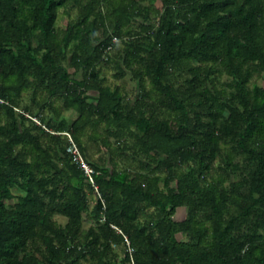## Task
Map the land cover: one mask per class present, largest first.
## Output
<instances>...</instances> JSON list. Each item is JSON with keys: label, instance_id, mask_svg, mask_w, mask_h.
Masks as SVG:
<instances>
[{"label": "trees", "instance_id": "obj_1", "mask_svg": "<svg viewBox=\"0 0 264 264\" xmlns=\"http://www.w3.org/2000/svg\"><path fill=\"white\" fill-rule=\"evenodd\" d=\"M159 1L153 18L138 0H0V264H264V84L248 86L254 75L264 80V0ZM70 2L77 18L58 31ZM136 18L144 22L133 31ZM119 41L115 76L128 71L143 89L148 79L169 117L147 116L99 78L98 62ZM68 52L81 78L63 64ZM171 69L185 73L181 84L169 82ZM214 71L230 77V92L216 87ZM29 90L45 98L18 110ZM51 98L75 119L46 120L44 107L60 117ZM32 117L69 131L87 159V126L139 124L142 135L130 133L153 154L135 172L88 159L100 197L84 230L85 186L94 191L65 138ZM221 155L223 173L208 179Z\"/></svg>", "mask_w": 264, "mask_h": 264}, {"label": "rangeland", "instance_id": "obj_2", "mask_svg": "<svg viewBox=\"0 0 264 264\" xmlns=\"http://www.w3.org/2000/svg\"><path fill=\"white\" fill-rule=\"evenodd\" d=\"M138 3L141 7H149L150 14L153 18L156 16V12L160 11L162 7L159 0H138ZM77 15L78 9L72 5V2L68 3L65 7H62L58 10L55 28L58 31L64 30L68 23L73 22L77 18ZM142 22H144L143 19L136 18L134 22L131 23L132 30L138 31L139 24ZM125 38L124 40H126ZM117 44L118 46H116L115 49H113L109 54L110 60H101L98 62L97 67L99 70V78L103 79L104 83L110 87H118L122 96L125 98V102L130 105L137 104V106H139L147 116L154 114L159 117H169L170 113L166 111V108L155 102L153 98L154 93L148 95V92L151 91V85L149 84L148 79L144 78L145 81L143 84V89L140 87L139 82L131 77V73L128 71L122 78L115 76L117 72V64L121 62L120 54L124 49V43L122 41ZM69 55L70 53L68 52L67 60H65L63 64L67 66L72 77L81 78L83 75V69L74 71L73 68L69 67ZM262 75L263 74L254 75L250 79L248 86L250 88H253L256 85L262 86L264 84ZM184 76L185 73L171 69L169 72V82L177 86L182 83V78ZM210 77L215 81L217 88L224 89L227 93L232 90L229 85L230 77L221 71H214ZM43 98H45V96L40 91L36 93V96L32 95L31 90L22 92L17 109L23 110L24 107H28L35 111L39 106V101L41 102ZM51 99L54 101L55 105L60 108V117L56 118L47 107H44L42 114L46 120L51 119L53 122H58V120L64 119L67 121V123H70L75 119L76 113L73 110L64 108L61 99ZM89 100L91 101L92 98ZM130 131L134 135L140 136L144 132V128L142 125L133 124L130 126ZM130 131L128 129L112 127L107 129L102 123L97 125L95 129L87 126L84 130L82 140L87 148L88 159L96 164L99 168L103 169L130 170L131 172L137 171L138 167L147 162V160L152 156L153 152L142 148L139 143H137ZM93 135L96 138H93ZM104 142H107L106 146L104 145ZM222 160V155L215 159L211 170L208 172V179H211L212 177H218L223 173L219 166L222 164ZM237 160L240 159L237 158ZM190 166H192L191 163L187 166V168ZM237 174V171L231 173L233 180L237 178ZM173 184L174 183H172V185ZM85 191L88 198V210L83 212L82 228L84 230H86L92 224L90 219V210L96 200L95 193L91 192L87 186H85ZM12 192L14 195L23 194L20 189L15 187L12 188ZM185 216L186 209L183 208L177 212L175 218L183 219ZM53 219L61 225H64L66 222V218L60 214H54ZM115 249L119 253V256H121L122 249L119 247H115ZM86 261L88 260L82 262L86 263Z\"/></svg>", "mask_w": 264, "mask_h": 264}, {"label": "built area", "instance_id": "obj_3", "mask_svg": "<svg viewBox=\"0 0 264 264\" xmlns=\"http://www.w3.org/2000/svg\"><path fill=\"white\" fill-rule=\"evenodd\" d=\"M113 42L116 43L117 39L113 38ZM110 49V46L107 48ZM32 120L40 125L43 129H45L50 134L60 135L63 136L66 140L65 145V152L69 156L71 162L77 166V168L83 173L85 176L86 183L91 186L96 196L100 197L98 192V186L95 181V176L98 174V172L93 168L90 161L84 156L82 151L80 150L78 144L74 141L71 133L67 130L64 131H54L51 129H48L44 124H42L38 118L32 117ZM116 231L121 233V230L118 229L116 226L111 225ZM125 243L127 245V250L131 253L132 248L129 246L128 240L126 237H124ZM129 264H136L132 257L130 258Z\"/></svg>", "mask_w": 264, "mask_h": 264}]
</instances>
